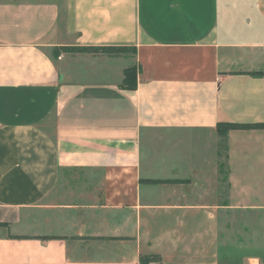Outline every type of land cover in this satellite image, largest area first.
<instances>
[{
    "label": "crops",
    "instance_id": "crops-1",
    "mask_svg": "<svg viewBox=\"0 0 264 264\" xmlns=\"http://www.w3.org/2000/svg\"><path fill=\"white\" fill-rule=\"evenodd\" d=\"M227 123L264 125V0H0V264H264Z\"/></svg>",
    "mask_w": 264,
    "mask_h": 264
},
{
    "label": "trees",
    "instance_id": "trees-1",
    "mask_svg": "<svg viewBox=\"0 0 264 264\" xmlns=\"http://www.w3.org/2000/svg\"><path fill=\"white\" fill-rule=\"evenodd\" d=\"M94 49V48H91ZM98 49H95L94 51H97ZM122 50L121 48H105L100 49L98 51H103L108 54L116 53ZM256 75V73H254ZM123 87L128 90H134L136 88V71L134 67H129L125 70L124 73V79H123ZM264 129V125L257 124V125H237L233 123H227V124H219L216 128L217 134H218V143H217V159H218V172L219 175L222 173V171L227 172L228 168V147H227V134L230 130L235 129ZM0 227H5L4 225H0ZM8 238L10 239H26V237L23 236H12L8 235ZM143 264H147V260L142 261Z\"/></svg>",
    "mask_w": 264,
    "mask_h": 264
},
{
    "label": "rangeland",
    "instance_id": "rangeland-1",
    "mask_svg": "<svg viewBox=\"0 0 264 264\" xmlns=\"http://www.w3.org/2000/svg\"><path fill=\"white\" fill-rule=\"evenodd\" d=\"M224 173H226V172H222V177H221V180H224V178H225V174ZM222 187V186H221ZM223 187H224V185H223ZM222 191H223V189H221V194H220V201H223L224 200V198H223V195H222ZM226 216H229L230 217V219H232V220H234V219H238V218H242V219H244V218H246V219H250V216H251V219H256V221L257 220H261V219H264V215H262V214H252V215H247L246 216V214H237V213H227V215Z\"/></svg>",
    "mask_w": 264,
    "mask_h": 264
}]
</instances>
